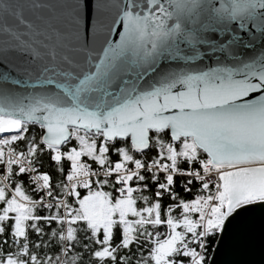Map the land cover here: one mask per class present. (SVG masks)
I'll return each mask as SVG.
<instances>
[{"label": "snow or ice", "instance_id": "1", "mask_svg": "<svg viewBox=\"0 0 264 264\" xmlns=\"http://www.w3.org/2000/svg\"><path fill=\"white\" fill-rule=\"evenodd\" d=\"M0 264H264V0H0Z\"/></svg>", "mask_w": 264, "mask_h": 264}]
</instances>
